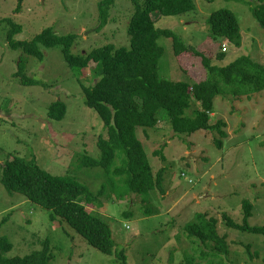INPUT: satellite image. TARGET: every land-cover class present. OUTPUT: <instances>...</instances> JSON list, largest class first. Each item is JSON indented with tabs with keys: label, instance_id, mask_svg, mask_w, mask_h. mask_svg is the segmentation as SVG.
I'll list each match as a JSON object with an SVG mask.
<instances>
[{
	"label": "rangeland",
	"instance_id": "rangeland-1",
	"mask_svg": "<svg viewBox=\"0 0 264 264\" xmlns=\"http://www.w3.org/2000/svg\"><path fill=\"white\" fill-rule=\"evenodd\" d=\"M100 1L25 0L17 13L18 0H0V17H13L22 25L15 36L19 40H30L52 27L59 34L78 33L75 52L107 43L129 46L133 0H114L109 22L98 30ZM196 3L197 10L183 15L154 13L157 27L172 29L187 44L210 56L213 64L225 66L243 54L264 63V28L252 11L259 0ZM221 8L232 10L238 17L243 35L240 48L210 35L208 18ZM8 28L7 23L0 25V179L2 165L17 155L35 158L50 173L70 175L97 192L105 181L103 169L82 164L86 155L101 157L98 139L108 136L98 112L85 103L83 83L89 86L98 79L96 63L77 72L67 63L61 46L45 47L44 59L30 57L27 70L47 86L24 85L15 76L22 51L10 47ZM159 43L164 47L159 60L162 78L190 83L209 78L201 57L189 53L177 56L171 37L161 36ZM221 43L224 60L216 57L221 49L212 50ZM57 100L68 106L62 120L48 115L50 105ZM197 106L195 102L189 112ZM159 117L158 126L139 128L137 134L155 173L164 168L165 193L154 190L145 202L142 195L119 199L109 190L100 198L101 206H87L109 223L115 240L113 254L92 246L62 217L52 218V210L20 192H9L0 182V235L13 242L6 255L29 254L42 249L49 240V264H122L118 254L123 249L126 264H188L186 255L201 264H264V235L229 227L222 217L227 212L243 223V203L247 200L254 205L248 222L264 225V91L251 97L215 98L211 123L224 119L228 124L225 130L229 136L223 139L222 148L214 141L220 137L215 130L176 133L165 109L160 110ZM157 150L164 159L156 155ZM116 163H121L119 156ZM147 207L154 215L147 216ZM199 212L219 219V231L228 237V254H213L210 245L189 237L184 226ZM203 252L209 255L202 258Z\"/></svg>",
	"mask_w": 264,
	"mask_h": 264
},
{
	"label": "trees",
	"instance_id": "trees-1",
	"mask_svg": "<svg viewBox=\"0 0 264 264\" xmlns=\"http://www.w3.org/2000/svg\"><path fill=\"white\" fill-rule=\"evenodd\" d=\"M24 1L18 0L17 13L21 11ZM113 3L114 0L99 2L98 30L109 22ZM133 4L134 12L128 23L130 45L107 43L87 52L74 51L78 33L59 34L52 27L45 28L30 40L16 39L15 36L23 29L22 25L13 17H0V25L7 23L9 26L7 40L10 47L22 51L15 76L24 85L47 86L43 80L30 76L27 70L30 57L44 59L45 47L61 46L67 63L77 72L87 69L92 62L96 63L98 79L89 86L83 83L85 103L98 112L108 136H100L98 139L101 157L98 159L86 155L82 164L103 169L105 181L101 188L94 192L70 175L50 173L35 158L26 159L17 155L2 165L0 182L9 192H20L30 201L52 210V218L62 217L92 246L107 254L114 252L112 229L107 220L87 206H101L99 200L109 190L116 192L119 199L130 194L142 195L145 202L154 190L165 193L164 168L155 173L137 134L138 129L158 126L159 112L165 109L176 133L215 130L220 137H216L214 141L222 148L223 139L229 136L225 130L228 124L224 119L211 123V115L215 112V98L220 95L251 97L264 91L263 62L249 54H243L225 66L213 64L210 56L187 44L172 29L157 27L154 13L183 15L197 10L196 0H133ZM252 11L264 28V0H259ZM207 22L213 39L223 38L235 47L242 46L241 26L232 10L218 9L210 14ZM161 36L173 39L177 56L189 53L201 57L210 73L209 78L196 83L162 78L159 75V60L164 54V47L159 43ZM222 43L219 46L213 45L212 50H220ZM216 57L224 60L226 53L221 49ZM195 102L198 106L189 112ZM67 110L66 102L57 100L50 105L48 115L62 120ZM155 153L165 158L161 150ZM118 156L120 164L116 163ZM253 209L254 205L245 200L243 223L235 221L227 212L222 217L229 227L264 235V225L253 226L248 222ZM145 212L147 216L154 215L151 207H147ZM218 226V218L199 212L185 224L184 229L190 238L210 245L213 254H228V237L220 233ZM248 247L250 251V245ZM12 248L13 242L7 236L0 235V264H49L52 258L49 240L45 241L42 249L23 256H7L6 253ZM118 255L123 259L122 264H126L125 249ZM208 255L209 253L203 252L201 257L206 258ZM186 256L188 264H201L194 256Z\"/></svg>",
	"mask_w": 264,
	"mask_h": 264
},
{
	"label": "built area",
	"instance_id": "built-area-1",
	"mask_svg": "<svg viewBox=\"0 0 264 264\" xmlns=\"http://www.w3.org/2000/svg\"><path fill=\"white\" fill-rule=\"evenodd\" d=\"M226 42H227V41H224V42H223V43H224V45H223V49H224V50H226V47H227ZM190 182H191V181H190Z\"/></svg>",
	"mask_w": 264,
	"mask_h": 264
},
{
	"label": "bare ground",
	"instance_id": "bare-ground-1",
	"mask_svg": "<svg viewBox=\"0 0 264 264\" xmlns=\"http://www.w3.org/2000/svg\"><path fill=\"white\" fill-rule=\"evenodd\" d=\"M192 180V179H191Z\"/></svg>",
	"mask_w": 264,
	"mask_h": 264
},
{
	"label": "crops",
	"instance_id": "crops-1",
	"mask_svg": "<svg viewBox=\"0 0 264 264\" xmlns=\"http://www.w3.org/2000/svg\"><path fill=\"white\" fill-rule=\"evenodd\" d=\"M225 40V39H224Z\"/></svg>",
	"mask_w": 264,
	"mask_h": 264
}]
</instances>
